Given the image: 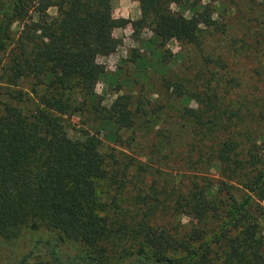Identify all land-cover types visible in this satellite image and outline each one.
I'll return each instance as SVG.
<instances>
[{
	"label": "trees",
	"instance_id": "16d2710c",
	"mask_svg": "<svg viewBox=\"0 0 264 264\" xmlns=\"http://www.w3.org/2000/svg\"><path fill=\"white\" fill-rule=\"evenodd\" d=\"M105 1L0 2L3 17L20 8L36 18L8 48L0 36V246L14 236L30 240L16 264H106L127 256L131 264H264V70L254 86L208 69L189 79L164 76V104L119 92L111 81L113 98L102 104L95 85L106 73L96 57L117 45L111 30L122 21H102ZM131 1L148 12L131 25L147 21L154 35L179 45H197L202 28L226 32L204 9L195 18L171 11H191L197 0ZM260 45L255 38L248 49ZM83 113L113 126L121 150H103L95 136L74 130L70 118ZM137 131L152 135L149 145L133 144ZM211 168L227 181L201 176ZM236 192L244 194L236 199ZM64 240L83 250L63 261ZM7 250L0 264H11L14 248Z\"/></svg>",
	"mask_w": 264,
	"mask_h": 264
},
{
	"label": "rangeland",
	"instance_id": "374dc122",
	"mask_svg": "<svg viewBox=\"0 0 264 264\" xmlns=\"http://www.w3.org/2000/svg\"><path fill=\"white\" fill-rule=\"evenodd\" d=\"M2 0H0L1 2ZM189 1L188 3H190ZM204 9L210 19L217 23H223L226 32L221 34L210 29V27L199 29L198 44L179 45L175 40L163 34L154 35L146 26L131 25V22L146 17L148 12L145 7L131 0H106L101 9V18L104 23L115 20H122L117 27L112 28L111 35L116 40L115 47H109L105 54L96 57L106 76L100 78L95 85V93L101 99V103L107 105L113 98L110 82L114 81L119 86V92L133 94V98L142 97L152 103L164 104L167 94L162 91L161 78L166 77L171 81L177 78H192L198 72L208 69L206 75L211 71L223 79L235 78L237 82L244 85H256L258 74L264 70V55L260 49L264 44V3L262 0H197V4L188 10V6H171L172 12H178L186 17H196L197 12ZM0 10V36L5 40L7 48L17 39L25 26H30L35 21L31 11L18 8L14 15L2 16ZM49 16H54V9L47 10ZM249 16L250 18H248ZM244 18H248L245 22ZM257 38L260 47L256 46L249 50L248 44H252ZM136 55L143 56V60H134ZM159 57L167 60L165 66L157 63ZM211 62L206 66L204 59ZM222 61H225V63ZM3 61H0V68ZM221 65L222 69L219 68ZM168 73L166 74V71ZM256 71V72H255ZM255 72V75L253 74ZM1 73V70H0ZM108 77V78H107ZM23 87L27 86L26 81H19ZM20 85V86H21ZM0 86H4L0 78ZM243 86V85H242ZM115 92V91H114ZM50 105V104H49ZM49 107L53 111L54 106ZM92 114H74L70 118V124H74V130L86 131L89 135L95 136L99 141L101 149L117 148L114 142V129L102 125ZM160 127V124H158ZM149 126L152 128V124ZM141 134V135H140ZM127 132H121L119 139L126 138ZM140 136H144L139 139ZM152 135L138 132L133 144H141L142 147L149 145ZM261 140H264L261 139ZM136 142V143H135ZM136 149V148H135ZM136 153L141 152L136 149ZM140 158V157H138ZM141 160V159H139ZM168 172V171H167ZM174 174V173H172ZM191 175L192 177H197ZM211 184L218 181H227L220 176L215 168H211L204 175ZM100 189V187H99ZM244 192H236V199H240ZM260 205L264 209V200ZM186 223V219H181ZM260 233L264 236V210L259 219ZM8 238L5 246H0V262L11 255L7 250L14 248L11 264L18 263L21 258L29 254L32 243L26 238ZM127 246V245H125ZM46 248L38 249V258L46 262ZM83 250L80 244L64 240L59 249V258L67 261L68 257ZM112 258V255H111ZM133 257L127 256L124 259L115 260L113 264H131ZM28 260V259H27Z\"/></svg>",
	"mask_w": 264,
	"mask_h": 264
}]
</instances>
